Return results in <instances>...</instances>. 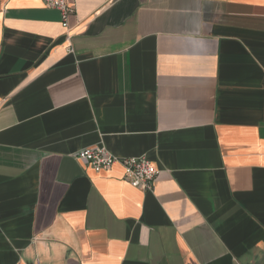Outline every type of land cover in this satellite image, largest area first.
Segmentation results:
<instances>
[{
    "label": "crops",
    "instance_id": "1",
    "mask_svg": "<svg viewBox=\"0 0 264 264\" xmlns=\"http://www.w3.org/2000/svg\"><path fill=\"white\" fill-rule=\"evenodd\" d=\"M67 3L0 0V264H264V0Z\"/></svg>",
    "mask_w": 264,
    "mask_h": 264
},
{
    "label": "built area",
    "instance_id": "2",
    "mask_svg": "<svg viewBox=\"0 0 264 264\" xmlns=\"http://www.w3.org/2000/svg\"><path fill=\"white\" fill-rule=\"evenodd\" d=\"M44 7L58 11L63 26L72 13L67 0H42ZM75 158L86 162L96 173L107 170L113 165H120L123 169V180L132 187L143 191L152 190L157 169L145 157L117 158L103 147L85 148L78 151Z\"/></svg>",
    "mask_w": 264,
    "mask_h": 264
}]
</instances>
